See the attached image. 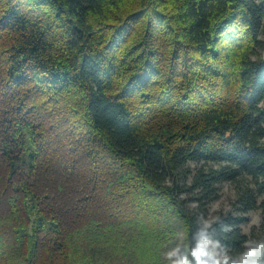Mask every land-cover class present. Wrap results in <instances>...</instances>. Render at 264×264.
Segmentation results:
<instances>
[{
    "label": "trees",
    "instance_id": "obj_1",
    "mask_svg": "<svg viewBox=\"0 0 264 264\" xmlns=\"http://www.w3.org/2000/svg\"><path fill=\"white\" fill-rule=\"evenodd\" d=\"M261 36L264 0H0V264H231L256 208L264 242Z\"/></svg>",
    "mask_w": 264,
    "mask_h": 264
},
{
    "label": "rangeland",
    "instance_id": "obj_2",
    "mask_svg": "<svg viewBox=\"0 0 264 264\" xmlns=\"http://www.w3.org/2000/svg\"><path fill=\"white\" fill-rule=\"evenodd\" d=\"M260 40L264 43V36H261ZM258 54L264 57V47L258 50ZM194 165H191L193 167ZM166 185L170 186L171 182H167ZM184 196H180L182 199ZM195 207L194 203H187V208L193 210ZM232 215L238 216L239 213L236 211L235 206V192L232 185L229 183H223L219 187L217 198L209 205L206 212V217L201 220L202 224L211 222L217 215ZM246 221L241 225L243 234L247 237V242L244 245V252L249 249H254L257 246L259 240V226L261 222V211L259 208L251 210L244 214ZM208 247L211 250V255L216 261L224 258L223 253L216 248L212 243H208ZM182 261L181 255H177L172 258L173 264H180Z\"/></svg>",
    "mask_w": 264,
    "mask_h": 264
},
{
    "label": "clouds",
    "instance_id": "obj_3",
    "mask_svg": "<svg viewBox=\"0 0 264 264\" xmlns=\"http://www.w3.org/2000/svg\"><path fill=\"white\" fill-rule=\"evenodd\" d=\"M193 256L196 258V264H207L195 253ZM180 264H192V262L185 259ZM214 264H230L229 258L225 257L222 260L215 261ZM231 264H264V242L258 243L254 249L245 251L237 261L231 262Z\"/></svg>",
    "mask_w": 264,
    "mask_h": 264
}]
</instances>
